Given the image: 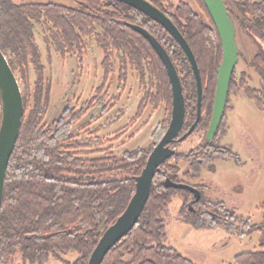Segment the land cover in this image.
Returning <instances> with one entry per match:
<instances>
[{"label": "trees", "instance_id": "16d2710c", "mask_svg": "<svg viewBox=\"0 0 264 264\" xmlns=\"http://www.w3.org/2000/svg\"><path fill=\"white\" fill-rule=\"evenodd\" d=\"M147 1L173 21L194 52L203 95L202 115L193 133L205 135L211 120L217 69L223 54L215 24L203 0H196L202 13L185 1L177 4L171 0ZM230 1L235 11L224 0L237 33L242 31L256 48L249 64L258 72L262 85L255 88L244 76L238 79L234 72L226 109L232 107L231 94L243 89L264 111V0ZM75 2L80 5L79 9L52 2L0 0V49L8 57L12 69L20 74L25 108L20 135L6 173L0 210V264H16L17 257L23 264H47L51 258L65 264H88L104 231L125 211L135 192V177L141 173L150 152L168 128L173 108L172 87L163 62L149 41L128 23L140 25L153 34L176 66L185 97L182 131L188 130L197 118V85L191 64L180 44L164 26L118 0ZM42 21L55 29L51 34L62 51L74 53L77 49L80 53L83 34L95 37L104 53V81L99 91L103 90L112 72L115 52L122 53L119 56L121 83L127 79L128 64L138 72L142 82L149 73L155 92L146 93L137 115L148 103L154 107L164 103L170 113L153 134L151 148L125 151L121 157L109 153L104 157L83 159L73 152L76 146L71 144V126L83 112L72 120L65 116L50 126L41 125L49 93L45 90V69L34 34V22ZM96 27L101 28L100 33ZM31 65L37 75L33 95L30 94ZM96 102L94 96L89 107ZM224 119L213 142H203L199 148L187 153L176 151L164 161L155 173L149 198L137 223L108 251L101 264H193L175 247L164 243L167 236L162 216L164 211L174 197L181 195V214L188 222L196 228H216L220 223L211 209L222 208L224 203L205 199L206 185L203 183L194 184L202 193L201 199L196 201L192 192L166 187L164 182L166 178L185 182L178 175L180 161H189L185 177L199 178L204 167L215 170L216 158L240 160L230 146L220 145ZM176 144H172L175 149ZM260 209L263 212L261 223L249 226L246 221L242 224L246 233L241 232L245 236L254 230L259 231V248L236 254L233 264H264V200ZM235 220L236 215L229 213L224 222L230 234L237 227ZM69 252L78 254L73 262L62 256Z\"/></svg>", "mask_w": 264, "mask_h": 264}, {"label": "rangeland", "instance_id": "374dc122", "mask_svg": "<svg viewBox=\"0 0 264 264\" xmlns=\"http://www.w3.org/2000/svg\"><path fill=\"white\" fill-rule=\"evenodd\" d=\"M13 1L15 3L52 2L75 9L80 8L75 0ZM171 1L174 4L185 1L194 10L202 13L196 0ZM226 1L235 11L231 1ZM96 29L101 32L100 27ZM52 31L55 29L51 25L43 21L34 22V34L45 69V90L49 93L41 125L50 126L54 121L65 116L70 120L83 112L80 119L71 126L73 139L71 144L76 146L73 152L83 159L104 157L109 153L121 157L125 151L151 148L155 138L153 134L158 126L169 118L170 113L164 103L158 107L148 103L141 114L137 115L139 105L146 93L155 92L150 83L149 73H146L145 82H142L138 72L128 64L127 79L121 83L119 56L122 53L115 52L112 72L103 90L99 91L98 88L104 81L102 65L104 53L95 37L83 34V47L80 53L77 49L74 53H69L58 47L51 34ZM236 41L239 47V60L234 70L235 76L238 79L244 76L253 87L261 88L260 76L249 64L256 51L253 42L240 30L236 34ZM15 73L24 92L20 74ZM29 78L30 94L33 95L37 75L32 65ZM94 96L97 97V102L89 107V101ZM230 100L232 107L225 111V125L220 137V145L230 146L240 160L216 158L215 170L210 171L208 167H204L199 178L184 176V171L189 165L188 160L180 161L178 164L180 168L178 175L185 181L184 183L190 185L203 183L206 185L203 193L205 199L224 203L222 208L211 209L220 226L194 227L181 214L183 204L181 195L172 199L162 215L167 233L164 243L175 247L192 260L193 264H233L236 254L259 248L261 239L259 231L254 230L245 236L241 235V232L246 233V228L242 225L246 224V221H249L247 224L250 226L263 220L260 203L264 200V111L247 96L243 89L232 93ZM32 102L33 97L30 104ZM96 142L98 144L94 145L93 143ZM203 142H205L204 134L195 132L179 142L176 150L179 153H187L199 148ZM229 213L236 215L237 227L231 234L226 231L224 225ZM62 256L73 262L78 254L69 252ZM16 264H23L18 257ZM47 264L65 263L51 258Z\"/></svg>", "mask_w": 264, "mask_h": 264}, {"label": "water", "instance_id": "95a60500", "mask_svg": "<svg viewBox=\"0 0 264 264\" xmlns=\"http://www.w3.org/2000/svg\"><path fill=\"white\" fill-rule=\"evenodd\" d=\"M128 4L150 18L156 20L176 39L184 50L194 73L197 85V118L179 141L188 137L195 129L201 117V102L203 85L194 52L188 41L161 10L147 0H118ZM215 24L222 44V61L217 69V87L215 90L213 112L206 140L212 141L217 134L224 116L231 79L239 60V47L236 41L237 29L224 0H203ZM129 27L143 35L163 62L170 80L173 94V108L169 126L155 147L150 152L141 173L135 177V192L125 211L102 234L95 246L88 264H101L108 251L115 246L137 223L149 198L152 182L159 167L176 153L171 144L177 139L183 129L185 121V97L179 73L170 55L162 43L146 28L128 23ZM0 210L3 202L6 173L10 158L18 141L25 114L23 92L15 71L12 69L8 57L0 49ZM166 187L186 189L192 192L195 200L199 201V189L184 182H175L166 178ZM193 209V207H191Z\"/></svg>", "mask_w": 264, "mask_h": 264}, {"label": "flooded vegetation", "instance_id": "af4514ba", "mask_svg": "<svg viewBox=\"0 0 264 264\" xmlns=\"http://www.w3.org/2000/svg\"><path fill=\"white\" fill-rule=\"evenodd\" d=\"M202 95H203V93H202ZM214 97H215V95H214ZM213 104H214V101H213ZM225 111H226V107H225ZM212 112H213V108H212ZM201 115H202V112H201ZM224 116H225V112H224ZM224 116H223V117H224ZM211 117H212V115H211ZM222 120H223V119H222ZM195 121H196V120H195ZM210 121H211V120H210ZM221 122H222V121H221ZM209 125H210V124H209ZM183 127H184V126H183ZM187 131H188V130H186V131H182V130H181L180 133H179V135L177 136V139L175 140L176 142L174 141L173 143H177L176 145H178L179 142H181V141H179V138H180L184 133H186ZM193 131H194V130H193ZM207 131H208V130H207ZM217 132H218V131H217ZM192 133H193V132H192ZM192 133H191V134H192ZM191 134H190V135H191ZM190 135H189V136H190ZM216 135H217V134H216ZM216 135H215V137H216ZM189 136H188V137H189ZM205 136H206V133H205V135H204V138H205V144H207V143H211V142H213V140L215 139V137H214V139H213L212 141H208V140H206V137H205ZM188 137H186L185 139H187ZM185 139H184V140H185ZM184 140H182V141H184ZM173 143H172V144H173ZM172 144H171V146H172ZM172 148H174V147H172ZM174 149H175V148H174ZM176 149H177V148H176ZM176 149H175V150H176ZM176 151H177V150H176ZM193 186H194V185H193ZM194 187H195V186H194ZM196 188H197V187H196ZM197 189H198V188H197ZM200 192H201V191H200ZM203 195H204V194H203ZM201 197H202V193H201ZM200 199H201V198H200Z\"/></svg>", "mask_w": 264, "mask_h": 264}]
</instances>
